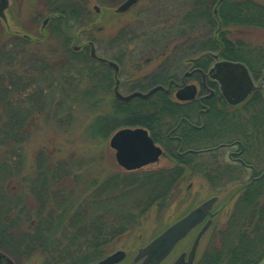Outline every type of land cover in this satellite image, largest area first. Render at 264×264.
<instances>
[{
	"label": "trees",
	"instance_id": "1",
	"mask_svg": "<svg viewBox=\"0 0 264 264\" xmlns=\"http://www.w3.org/2000/svg\"><path fill=\"white\" fill-rule=\"evenodd\" d=\"M87 1L47 2L48 11L52 14L48 20L49 33L61 39L62 56L55 50L46 53L48 58L31 52L30 38L20 34L5 32L11 35L6 38L8 41L0 40V220H9L12 215V223H16L30 215L33 217L26 229L20 228L21 223H17L18 228L9 230L10 226H7L0 231V250L12 257L41 250L43 264L97 261L106 254L104 246L127 231L134 217L155 203H165L171 190L186 174L201 173L202 165L206 164L199 160L206 158L204 154L180 156L168 149L166 153L173 157L168 167L112 172L100 181L95 177L91 181L96 186H93L94 195L78 200L75 209H71L69 200L65 201L61 183L67 179L74 183L81 179L82 182V175L78 174L80 164L73 167L70 160L52 163L50 156L40 149L33 176L24 174L22 143L31 131L39 128L40 120L52 118L61 124V114L73 116L74 103H80L76 98L81 94L78 90L80 84L90 81L84 98L89 103L94 97L91 82L94 83L98 74L105 79L108 75L109 68L105 64L92 59L84 49L74 50L70 45L72 36L69 30L90 20ZM216 2L158 0L157 14L151 9L152 16L149 11L137 15V21L143 22V26L118 30L113 40L116 53L106 57L124 64L121 57L125 55L136 57L139 61L143 56L149 59L162 56V73L149 77L141 90L157 79H166L171 72L181 71L185 59L198 51L218 52L223 58L242 61L255 76H259L264 62L248 59L245 56L249 50L246 45L230 39L227 30H216L218 22L212 12ZM218 16L223 27L252 25L264 28V4L254 1L223 0L219 4ZM151 18L153 20L149 21ZM204 24L210 28H204ZM202 62L203 58L196 60V64ZM217 101L224 103L221 97H217ZM241 106L247 111L242 120L233 116L222 117V112L227 111L222 106L221 110L218 109L221 116L212 122L218 127L229 121L235 125L241 123L245 141L248 139L251 144H256V149L260 148L264 142L262 92L253 91ZM183 112L181 104L169 92L162 90L146 98L136 96L128 101L118 100L113 95L109 98V108L91 118L84 133H92L94 138H105L114 129L141 126L149 131L154 140L162 141V136L169 142L166 131ZM212 112H216L215 107H212ZM184 144L196 147L201 143L185 139ZM206 173L214 179L212 181L226 177L219 170ZM17 178L27 185V190L23 187L18 192L16 187L10 186V182ZM27 192L33 194V212L24 201ZM263 194L264 176L244 186L235 199L224 228L215 234L219 245L207 248L198 256L196 264H258L262 260ZM15 208L19 213L16 218ZM11 237H14L13 240ZM49 257L53 259L51 263Z\"/></svg>",
	"mask_w": 264,
	"mask_h": 264
},
{
	"label": "rangeland",
	"instance_id": "2",
	"mask_svg": "<svg viewBox=\"0 0 264 264\" xmlns=\"http://www.w3.org/2000/svg\"><path fill=\"white\" fill-rule=\"evenodd\" d=\"M122 1L123 0H88L87 7L90 11V20L78 27L75 25L69 30L72 36L70 42L72 48L78 50L75 48L80 46L81 49H84L88 53L90 51L87 40H91L94 42L97 48L96 52L100 56L116 53L113 40L120 28L126 27L131 29L143 26V22L137 21L136 19L138 14H144L145 12L147 13V11H149L148 14L151 16L154 15V12L157 14L158 0H139L128 10L117 12L115 8ZM183 1L188 3L193 0ZM250 1L264 4V0ZM47 2L48 0H8V4L4 9L5 16L4 18L0 16V40H4V42L8 41L6 38H9L11 35L5 32L20 35L28 34L30 36L29 47L31 52H37L40 56L44 57L45 55L48 58L49 55H46V53L55 50L58 55L62 56L63 47L61 46V39H57L58 37L49 33L50 28L48 26V20L51 18L50 15L52 16V14L48 11L49 6ZM95 5L98 6V10H95ZM151 9H153V13L150 14ZM161 17H163V15ZM46 18L48 19L44 23ZM152 20L151 18L149 21ZM226 30L230 39L240 41L249 48L245 53L248 59L264 62V52L262 51L264 50L263 27L230 25ZM89 37L91 39H89ZM161 59H163L162 56H156L150 59L143 56L139 61L136 57L125 55L121 57V60L125 62L122 65L125 67H122L119 78L128 79L129 82H135V84L138 83L136 80H141L139 84L144 86L146 83V79H143L144 76L155 73V66ZM262 71L264 72V68H262L261 72ZM107 74V76L105 75L106 79L98 74V77L96 76L97 80L94 78V83L91 82L92 86L90 89H93L92 94L94 95V97L91 98L92 102L87 103L86 99H84L86 98L85 94L88 93L85 88L90 84V81L87 82V80H85L78 88L81 94H78L76 98L80 100V103H74L73 116L68 117L62 113L61 115L63 118H61V124H57L52 118L40 120L39 128L31 131L30 135L26 137L22 143L23 148L21 152L25 162L24 174L33 176L38 165L37 152L40 149L42 152L44 149L45 154L50 156L52 163L60 161L66 163L65 160H70L69 163L73 164V167H75L77 163V165L80 164L78 174L82 175L83 181L81 182V179H79L80 182L74 183L70 179H67L68 181L65 183H61V186L64 187L65 190V192H63L65 201H70L69 205L71 209H75L78 200L82 198L89 199L94 195L93 189L96 186H94L91 181L94 180L95 177L100 181L108 173L124 171L116 162L115 150L109 145V138L116 129L105 138H94L92 133H84L86 125L91 121L90 119L109 108V98L113 96L112 82H110V80L113 79L111 68L108 69ZM260 78L261 77L256 80L257 84L260 83ZM120 91L122 93H128L132 90L127 87ZM90 96L92 95L90 94ZM226 109V113L236 117L238 120H242L247 115V111L241 105L233 107L228 106ZM231 125H235V123L229 121L216 131H207L200 140L208 142V145H211V141L216 139L219 140V137L233 133L227 130ZM98 131L96 132L97 134ZM204 136H209L211 139L205 141V139L203 140ZM260 145V148H257V153L253 152L250 156L249 154L246 156L247 159L255 163L257 172L264 168V142ZM229 149L230 148H222L213 153L215 155L218 154L219 158L217 159L212 156L211 158L199 157V160L206 163L202 165V172H196L190 176L186 174L184 179H182L183 181L181 180V182L171 190L170 196L165 203L162 205L155 203L143 211V213H139L137 217H134V222L127 231L121 233L116 239L104 246L106 251L105 255L119 249L124 250L126 257L118 264H131V260L139 247L145 245L151 238L174 220L184 215L189 209L214 194L218 195V200L214 205V209L217 210V213L211 225L201 237L197 255H202V253L207 248L210 249L213 244L219 245L215 234L224 228L235 199L244 188L250 175L249 169L241 167L242 169H240L242 172L241 174L239 173L240 175H237V173L233 171L230 175H226V177L221 180L218 178L220 181H212L214 179H211L206 172L212 171L215 173L220 170L218 166L222 167L224 164H227V162L230 161L227 157V151ZM172 158L173 157L169 154L164 153L160 156L158 161L148 164L141 169L152 170L155 168L168 167L172 163ZM64 167L65 166H63V168ZM10 186L16 187L18 192H20L23 187L24 190H27V187H25L27 185L21 183L18 178L10 182ZM16 188L13 189L15 192H17ZM24 199H26L24 200L26 205L30 206V210L33 212L31 208V206L35 204L33 202V194L27 192V197ZM261 201L264 203V194L261 197ZM33 206L35 207V205ZM14 211V217L16 218L15 215L19 214L18 208H15ZM32 218V215H30L29 218H23L22 222L17 220L16 223H12L13 217L11 215L10 218H8L9 220H0V231L4 230L7 226H10L9 230L15 227L18 228L19 226L17 223H21L20 228L26 229L28 224H31ZM195 232V229L192 230L181 240L161 264H171L173 259L182 250H188ZM13 238L14 237H11L12 240ZM0 251L4 252L3 250ZM40 251L41 250H37L30 255H23L21 257H12L4 253L12 258L14 264H43ZM197 259L195 262H197ZM48 261L51 263L53 261L52 257H49ZM94 262L84 264H93Z\"/></svg>",
	"mask_w": 264,
	"mask_h": 264
},
{
	"label": "flooded vegetation",
	"instance_id": "3",
	"mask_svg": "<svg viewBox=\"0 0 264 264\" xmlns=\"http://www.w3.org/2000/svg\"><path fill=\"white\" fill-rule=\"evenodd\" d=\"M138 1L139 0H137L133 5H135ZM221 2L222 1L217 0V2L214 4L213 9H212L213 15L215 16V19L218 22L216 30H220L222 28L225 30L228 29L227 26L223 27L221 25V22L219 21L218 8H219V4ZM133 5H131L129 8H131ZM215 8H216V13H214ZM204 25H205L204 28H210V26H206V24H204ZM87 41H88L89 51L91 50V46H93L97 51V48L95 47L94 42H92L91 40H87ZM75 49L80 50L81 48L79 46L78 48H75ZM97 55L100 56L99 54H97ZM102 57L106 58L107 60H112L115 63H117V65H118V71H117V73H115L114 69L106 61H100L96 58H93L97 62H99L101 64H105L108 68H111L112 73H113V79H111L110 82H112L113 95H114V88L115 87L117 88V90L120 93H122L120 90H124L127 87H129V89H131L132 91L140 90V91L146 92L147 90H149L153 86L162 85L163 88L157 89L156 91L162 90L165 92H169L171 95H173V98H175V92L178 88L183 87L184 85L189 84V83H193L196 85V95L193 99L186 100V101H179L178 100V102L181 104L184 112L179 115L176 122H174V124L170 128H168V130L166 131V135L168 136L169 142L171 144L169 145V142L166 139H164L162 136H161L162 141H156L155 140V143L162 148V155L164 153H166L167 150L169 149L175 155L184 156L186 154H204V156H206V157L211 158V156H212V157L217 159V158H219L218 154H216L217 155L216 156L213 153L219 151L222 148H230L227 151V157L229 158L230 161L227 162V164H224L222 167L218 166L220 168V170H219L220 172L225 173V175L228 176V175H230L231 172L234 171L238 175L239 173L241 174V172H242L241 167L249 169L250 175H249L248 181L245 183V185H247L248 183H250L252 181L258 180L264 176V173H263L264 168L262 170H260L259 172H257L255 163H253V161L247 159V157H246L247 154H249V156H250L253 152L257 153V149H256V144H254V143L251 144L248 139L245 141V137L243 135V126L241 123H239L237 125H231L229 128H227V130L230 132H233V133H230L229 135L227 134V136L219 137V140L218 139L214 140V141H216L214 143H213V141H211L212 142L211 145H208V142L206 144V142L204 143V141L200 140L201 137L203 136V134H206L207 131H210V132L213 130L216 131V130H218V128H220V127L216 126L215 124H213V122H212L218 116H221V114L219 113L221 111H218V109L221 110L220 108L222 106L226 108L228 106L233 107V106H238V105L242 104V103H238V104L228 103L220 91L218 80L215 77V76H217V72H218L216 67H215V63L222 61V60H227V59L221 57L218 52H212V51L200 52V51H198L197 54L190 56V57H187L185 59L186 62H185V64H183L181 71L169 73V75L166 77V79H160V80L157 79V81H155L154 83H151L150 86L147 88H144V90L140 89V87L142 86L141 84H139L141 82V80H136L138 83L135 84V82H133V83L129 82L128 79L119 78V75L121 74V71H122V67L124 68L125 66H123L122 64L118 63L116 60L111 59L109 57H106V56H102ZM201 58H203V62L196 64V60L201 59ZM234 61H236V60H234ZM213 67H214V69L211 71V69ZM198 68L201 69L205 73L204 76H202V73L198 70ZM247 69H248L249 74L251 75V77L253 78V80L255 82L259 77H261V76H255L252 73V71L249 69L248 66H247ZM155 70H156L155 73H152L150 75L149 74L145 75L143 79L144 80L146 79V82H147L148 78L152 77V75H154V74L158 75L159 74L158 72L162 73L160 61L157 62L156 66H155ZM145 85H146V83H145ZM256 90H260L261 92H263L262 87H259ZM132 91H130V92H132ZM130 92H128V93H130ZM128 93H122V94H128ZM114 97H115V95H114ZM217 97H221L222 100L224 101V103L218 102ZM118 100H120V99H118ZM121 101H123V100H121ZM212 107H215L216 112H212ZM228 116H230V115H229V113H226V110L224 112H222V117H228ZM223 127H225V126H223ZM185 139H188L189 141L192 140V142L196 141V142H199L201 144L199 146H196V147L185 146V144H184ZM204 139H205V141H207V140L211 139V137L204 136L203 140ZM252 139L254 140L255 138L252 137ZM215 146H219V147H216L212 150H207V148L215 147ZM231 148H234V149H231ZM188 150H196V151L192 152V151H188ZM219 179H216V180H219ZM214 195L217 196V199L210 209V211L213 213V215L212 216H210V215L205 216V218L200 223H198L196 226H194L187 233V235L194 229L196 230V232H195V235H196L197 232L199 231V229L202 227V225L209 218H211V222H210L209 226L211 225L212 220L217 213V210L214 209V205L218 200V195L217 194H214ZM195 235H194V237H195ZM185 237L180 239L174 245L172 250L169 252V254L163 260H165L171 254V252L173 251L175 246L181 240H183ZM199 243H200V241H199ZM199 243H198V246H199ZM198 246L196 248V252H195V255L193 257L191 264H196L195 261H196L197 256H198L197 255ZM182 252L185 253L183 256V263L182 264H186L188 250H182L173 259L172 263L175 261V259ZM125 257H126V253L120 261H118L117 263H114V264H118ZM133 258H134V256H133ZM133 258L131 260V264H139L140 261L138 260L135 262V261H133Z\"/></svg>",
	"mask_w": 264,
	"mask_h": 264
},
{
	"label": "water",
	"instance_id": "4",
	"mask_svg": "<svg viewBox=\"0 0 264 264\" xmlns=\"http://www.w3.org/2000/svg\"><path fill=\"white\" fill-rule=\"evenodd\" d=\"M137 0H124L116 7L117 12H123L133 5ZM222 1V0H219ZM8 4V0H0V16L4 18V9ZM98 10V6H94ZM216 13V8L214 9ZM47 18L44 20L46 22ZM27 36V35H26ZM90 56L100 61H106L117 73L118 65L112 60H107L104 57L97 55L95 48L91 46ZM217 69L216 79L219 83L220 91L225 100L230 104H238L247 98V96L257 89L263 88L264 93V72L261 76V82L259 85L255 84L253 78L248 72L247 67L240 61L222 60L215 63ZM214 67L211 69V71ZM202 73H205L198 68ZM163 88L162 85H156L142 92L134 90L128 94L120 93L117 88H114V95L117 99L127 101L135 96L146 98L157 89ZM196 95V85L189 83L180 87L175 92V98L179 101L191 100ZM109 145L115 150L116 162L126 170H134L143 167L149 163L156 162L162 154V148L157 145L148 133L147 129L137 127H121L117 129L109 139ZM216 147L207 148L212 150ZM195 152L196 150H188ZM264 173V171H263ZM217 196H210L191 208L180 218L176 219L168 226H166L161 232L150 239L145 245L138 248L133 261L140 260L139 264H159L171 251L174 245L182 239L194 226L200 223L205 216H212L210 211L212 205L216 201ZM211 218L199 229L195 235L192 244L187 252L186 264H191L199 240L209 226ZM184 252H182L172 264H182ZM125 255L124 250H116L103 258L96 261L94 264H114L120 261ZM0 264H14L12 259L5 253L0 251ZM258 264H264V257Z\"/></svg>",
	"mask_w": 264,
	"mask_h": 264
},
{
	"label": "bare ground",
	"instance_id": "5",
	"mask_svg": "<svg viewBox=\"0 0 264 264\" xmlns=\"http://www.w3.org/2000/svg\"><path fill=\"white\" fill-rule=\"evenodd\" d=\"M134 98V97H133ZM132 99V98H131ZM130 100V99H129Z\"/></svg>",
	"mask_w": 264,
	"mask_h": 264
}]
</instances>
